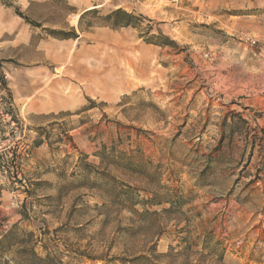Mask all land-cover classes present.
<instances>
[{"label":"rangeland","instance_id":"1","mask_svg":"<svg viewBox=\"0 0 264 264\" xmlns=\"http://www.w3.org/2000/svg\"><path fill=\"white\" fill-rule=\"evenodd\" d=\"M0 77V236L264 264V0H0Z\"/></svg>","mask_w":264,"mask_h":264},{"label":"trees","instance_id":"2","mask_svg":"<svg viewBox=\"0 0 264 264\" xmlns=\"http://www.w3.org/2000/svg\"><path fill=\"white\" fill-rule=\"evenodd\" d=\"M92 12L94 10H91ZM86 14L80 16V20ZM123 16L124 20L119 22L108 23L111 28L130 26V19L133 17L123 11H115L108 15L107 18ZM76 38V36H75ZM0 82L4 81L0 77ZM15 178L16 177H11ZM21 184V181H17ZM40 237L34 232L21 230L18 225H13L9 230L0 236V264H63L59 255L53 254L49 248L42 243ZM210 241L203 243L204 248L215 249L217 243L211 244ZM6 257L5 260L3 258ZM124 264H153L149 258L140 255L130 260L124 261Z\"/></svg>","mask_w":264,"mask_h":264},{"label":"bare ground","instance_id":"3","mask_svg":"<svg viewBox=\"0 0 264 264\" xmlns=\"http://www.w3.org/2000/svg\"><path fill=\"white\" fill-rule=\"evenodd\" d=\"M105 59V58H104ZM99 69V68H98ZM96 72V71H95Z\"/></svg>","mask_w":264,"mask_h":264}]
</instances>
